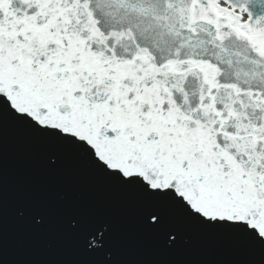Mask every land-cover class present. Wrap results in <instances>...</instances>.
<instances>
[{
    "label": "snow or ice",
    "instance_id": "snow-or-ice-1",
    "mask_svg": "<svg viewBox=\"0 0 264 264\" xmlns=\"http://www.w3.org/2000/svg\"><path fill=\"white\" fill-rule=\"evenodd\" d=\"M5 120L136 195L164 247L195 226L264 253V0H0Z\"/></svg>",
    "mask_w": 264,
    "mask_h": 264
},
{
    "label": "water",
    "instance_id": "water-1",
    "mask_svg": "<svg viewBox=\"0 0 264 264\" xmlns=\"http://www.w3.org/2000/svg\"><path fill=\"white\" fill-rule=\"evenodd\" d=\"M46 145L5 120L0 125V264H264V253L224 234L189 226L166 248L146 231L138 198L96 174L71 150L51 166ZM23 209L20 217L17 210ZM33 216L44 222L36 225ZM80 218L107 226L105 247L86 249L91 231L71 227Z\"/></svg>",
    "mask_w": 264,
    "mask_h": 264
}]
</instances>
